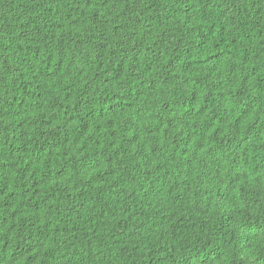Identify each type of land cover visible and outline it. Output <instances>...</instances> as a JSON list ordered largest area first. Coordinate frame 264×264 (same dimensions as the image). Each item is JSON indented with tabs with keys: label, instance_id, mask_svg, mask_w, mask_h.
Returning <instances> with one entry per match:
<instances>
[{
	"label": "trees",
	"instance_id": "1",
	"mask_svg": "<svg viewBox=\"0 0 264 264\" xmlns=\"http://www.w3.org/2000/svg\"><path fill=\"white\" fill-rule=\"evenodd\" d=\"M0 264H264V0H0Z\"/></svg>",
	"mask_w": 264,
	"mask_h": 264
}]
</instances>
